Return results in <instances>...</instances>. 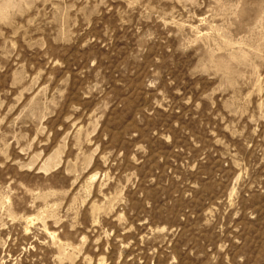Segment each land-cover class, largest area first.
<instances>
[{"label": "rangeland", "instance_id": "rangeland-1", "mask_svg": "<svg viewBox=\"0 0 264 264\" xmlns=\"http://www.w3.org/2000/svg\"><path fill=\"white\" fill-rule=\"evenodd\" d=\"M0 264H264V0H0Z\"/></svg>", "mask_w": 264, "mask_h": 264}, {"label": "bare ground", "instance_id": "bare-ground-1", "mask_svg": "<svg viewBox=\"0 0 264 264\" xmlns=\"http://www.w3.org/2000/svg\"><path fill=\"white\" fill-rule=\"evenodd\" d=\"M29 223V222H28ZM31 223V222H30Z\"/></svg>", "mask_w": 264, "mask_h": 264}]
</instances>
